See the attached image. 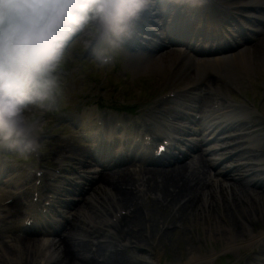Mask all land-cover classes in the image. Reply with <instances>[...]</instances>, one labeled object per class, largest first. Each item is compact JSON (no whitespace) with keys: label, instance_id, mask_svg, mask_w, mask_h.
Instances as JSON below:
<instances>
[{"label":"clouds","instance_id":"obj_1","mask_svg":"<svg viewBox=\"0 0 264 264\" xmlns=\"http://www.w3.org/2000/svg\"><path fill=\"white\" fill-rule=\"evenodd\" d=\"M156 0H0V143L27 141L37 129L25 110L49 99L67 42L94 21L115 44Z\"/></svg>","mask_w":264,"mask_h":264},{"label":"bare ground","instance_id":"obj_2","mask_svg":"<svg viewBox=\"0 0 264 264\" xmlns=\"http://www.w3.org/2000/svg\"><path fill=\"white\" fill-rule=\"evenodd\" d=\"M143 59V61H145L146 63H153V64H158L159 62H161V63H164L161 59H163V57H160V56H158L157 57V59H154V58H150V57H147V58H142ZM203 201L201 202V203H203V209L202 210H206V209H208L209 211H211V207L210 206H208V204L206 203V200L205 199H202ZM234 202V205H231L230 203H227V205L225 206V208H226V212H227V210H229L230 212L231 211H237V208H238V206H240L241 205V202H240V199L238 198L237 200H234L233 201ZM238 205V206H237ZM224 207V206H223ZM207 210V212H205V214L206 213H210L209 211ZM213 211H215V210H213ZM213 211H211V213L213 212ZM139 218H141V217H139ZM236 221H237V219L236 218H230L229 217V219H228V222L227 223H229L230 225H234L235 223H236ZM63 264H73V263H71V262H67V261H65Z\"/></svg>","mask_w":264,"mask_h":264},{"label":"snow or ice","instance_id":"obj_3","mask_svg":"<svg viewBox=\"0 0 264 264\" xmlns=\"http://www.w3.org/2000/svg\"><path fill=\"white\" fill-rule=\"evenodd\" d=\"M167 2H168V3H175V2H177V0H167ZM149 16H151V13H149ZM159 151H160V152H163V151H164V148L161 147V148L159 149Z\"/></svg>","mask_w":264,"mask_h":264},{"label":"rangeland","instance_id":"obj_4","mask_svg":"<svg viewBox=\"0 0 264 264\" xmlns=\"http://www.w3.org/2000/svg\"><path fill=\"white\" fill-rule=\"evenodd\" d=\"M214 212V211H213ZM207 214V213H206ZM210 214V213H209ZM238 216V215H237Z\"/></svg>","mask_w":264,"mask_h":264}]
</instances>
